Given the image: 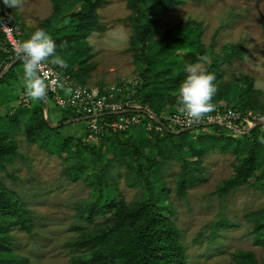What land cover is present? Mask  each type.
Returning a JSON list of instances; mask_svg holds the SVG:
<instances>
[{"label":"rangeland","instance_id":"1","mask_svg":"<svg viewBox=\"0 0 264 264\" xmlns=\"http://www.w3.org/2000/svg\"><path fill=\"white\" fill-rule=\"evenodd\" d=\"M100 1L95 7L93 29L84 39L64 40L65 45L58 47L57 54L64 59L76 47H84L82 57H86L84 64L88 67L79 73L83 84L106 88L122 80H133L142 66L135 17L128 0ZM81 3L82 0H64L60 8L67 7L65 13H74ZM7 14L21 34L27 28L41 26L54 31L56 27L68 26V18L56 12L53 0H22L18 8L8 7ZM154 22L148 41L154 50H162L157 69L169 62L173 54H177L176 61L185 63L184 70L195 63L206 71L214 69L220 87H229L226 100L216 102V106H237L235 95L249 86L245 104L254 109L245 112L264 115V0H179L155 16ZM190 28L199 29L197 40L203 48V55L194 61L184 59L186 46L178 47L177 42L173 48L166 44L175 43ZM50 30L45 31L49 36ZM8 55L0 49V61ZM16 68L15 77L0 84V117L10 112L25 114L20 128L9 132L17 154L0 169V185L32 211L33 226L28 233L11 222L9 244L11 251L27 257L29 264H72L82 253L73 240L84 230L109 223L113 209H98L88 217V204L96 196L94 189L98 184L94 170L100 164L94 170L86 166L76 171L73 166L84 163L83 159L73 154L74 147L61 149V140L54 134L42 135L36 130L35 141H27L24 120L33 108L38 112L40 106L38 100H31L16 89L15 85L23 81V62ZM176 92L170 96L176 98ZM47 104V117L55 125L60 111L52 100ZM85 125V120L74 122L59 132L80 135ZM130 131L133 133L122 138L131 136L136 140L138 133ZM114 150L109 146L101 155V162L108 165L106 173H97L100 183L114 196L115 203L135 204L145 197V186L127 179L125 172L132 164L127 155L119 158ZM237 162L230 151L208 148L198 160L196 177L183 196L177 194L176 182L182 171L179 158L169 159L160 167L155 180L158 188L164 186V194L158 200L179 229L186 264H235L233 256L240 250L251 251L255 264H264V242L255 241L253 230L254 221L264 213V188L252 177L248 184L234 187L224 196L217 192Z\"/></svg>","mask_w":264,"mask_h":264},{"label":"trees","instance_id":"2","mask_svg":"<svg viewBox=\"0 0 264 264\" xmlns=\"http://www.w3.org/2000/svg\"><path fill=\"white\" fill-rule=\"evenodd\" d=\"M53 1L56 12H62L68 18V26L65 28L56 27L54 31L44 28L46 32L50 30V37L55 42L56 51L58 52V47L63 46L64 40L84 39L93 29L95 7L101 1L82 0L77 12L70 11L68 14L64 12L68 10L67 7L60 8L61 2L64 0ZM178 1L128 0V7L133 11L135 17L137 43H139L140 51L139 60L142 66L137 74L139 83L132 97L141 99V106L156 117H159L165 111L172 112L176 110V98H172L170 93L173 95L185 78V63L176 61L177 54H173L169 57V62L164 63L157 69L162 61V50H154L148 39L151 28L155 24V16L162 14L172 3ZM7 8L3 4V0H0V19L7 18L12 21L8 17ZM77 16L79 18L75 19ZM48 24H50V21ZM37 29H43V27L27 28L23 30V34L19 30L21 41L29 38ZM198 30V28H190L181 39L176 40L175 43L166 44L171 45L173 48L176 47L177 42L178 47L186 46L188 51L183 54L184 59L194 61L203 55V48L197 40ZM62 39L63 43L61 44L60 40ZM166 44L165 46H167ZM0 45H5L1 33ZM83 48L81 46L80 48L76 47L68 55H65L66 67H61L64 74H68L73 80L80 82L81 85L84 84L79 73L85 71L88 67L84 64L86 57H82ZM11 55L6 64L17 57L14 54ZM21 62L22 60L19 58L10 66L7 72L1 76L0 84L9 83L8 80L15 77V67ZM6 64L0 66V72ZM207 72L214 74L213 83L217 88V92L212 98L215 109L211 113L230 107L216 106V102L226 100L229 87L226 84L220 87L219 75L216 74V70L209 69ZM248 89L249 86L243 87L239 91V95H235V102L238 105L230 108L241 113L245 112L246 109H254L248 107L247 103L245 104L247 97L245 93ZM43 99L47 102L51 101V96L47 94ZM43 99L38 100L39 111L37 112L33 108L27 115L28 119L25 118L24 120L27 141H35L36 130L42 135L54 134L61 140V149L70 150L74 147L73 154L83 159L84 163L73 166L76 171L82 170L86 166H90L94 170L100 164L98 170H94L98 184L94 189L96 196L92 197L88 204V217L91 218L92 213L98 209H113L109 223L92 230H84L73 240L74 245L81 247L82 253L74 258L72 264H186L185 246L181 242L179 229L174 220L164 213L162 203H159L158 200V197L164 194V186L161 185L158 188L155 180L160 167L167 160L174 157H178L182 163V171L176 182L179 196H183L186 187L194 181L199 165L198 160L202 154L208 148L215 146L222 151H230L238 159L231 176L224 179L217 189L219 195L224 196L234 187L248 184L252 177L255 183L264 188V126L254 127L247 134H241L235 132L233 128H237L242 132L249 128L248 124L235 122L231 125L222 123L204 125L202 123L186 131L173 133L172 130L176 131L180 128L171 127L163 121L168 130L163 128L161 131L153 129L146 131L143 127L137 126L133 128L138 133L135 136L136 140H132L131 136L123 139L122 135L127 134V132H122L105 134L97 144H89L84 141L86 125L80 135L59 132L74 123L64 124L63 122L83 115L70 108L58 107L60 118L55 124L57 126L52 127L51 125L54 124L50 120L47 123L44 117L46 108ZM163 106H170L172 109L165 110ZM18 114H5L0 117V169H3L5 163L17 154L16 144L12 139L13 135L9 132L20 128V122L25 112L20 113L19 111ZM103 117L106 119L109 118V115L105 114ZM149 120L155 124L152 119ZM109 146L114 147L117 157L128 156L132 166L125 172L127 179L142 182L145 186V197L135 204L129 205L121 201L115 203L114 196L109 194L104 188L105 186L100 183L101 178L97 173H106L108 165L101 162V155ZM87 155L91 157L86 159ZM31 213L32 211L26 208L13 193L0 185V264H29L27 257L18 256L11 251L9 225L14 222L19 228L30 233L33 226ZM253 230L255 231V241L264 242V213L254 221ZM233 259L235 264H255L251 251H237Z\"/></svg>","mask_w":264,"mask_h":264},{"label":"built area","instance_id":"3","mask_svg":"<svg viewBox=\"0 0 264 264\" xmlns=\"http://www.w3.org/2000/svg\"><path fill=\"white\" fill-rule=\"evenodd\" d=\"M0 33L4 37L3 51L14 54V47L20 39V31L13 22L7 18L0 19ZM44 71L49 73L46 83H49L47 94L55 106L70 108L73 111L89 116L86 119V135L84 141L89 144H97L105 134L128 132L134 127L141 126L146 131H161L163 126L155 119L163 123L167 122L171 127L189 129L202 123L217 122L231 125L235 122L246 123L252 126L258 120H264V115L237 112L228 107L209 113L208 117L193 125L184 123L182 114L178 108L172 112H163L159 117L148 113L138 99L132 96L139 83L136 76L130 81H120L106 88L91 87L75 82L68 74L61 71L60 66L47 65ZM101 114V116H98ZM109 118L104 119L103 115ZM152 119L155 124H153Z\"/></svg>","mask_w":264,"mask_h":264},{"label":"clouds","instance_id":"4","mask_svg":"<svg viewBox=\"0 0 264 264\" xmlns=\"http://www.w3.org/2000/svg\"><path fill=\"white\" fill-rule=\"evenodd\" d=\"M3 4L18 8L22 6V0H3ZM14 51L23 62L22 86L26 97L31 100L45 98L49 88L46 83L49 73L44 71L45 66L66 67L65 60L57 54L55 42L43 29H37L29 38L18 41ZM185 72L176 92V104L184 123L190 126L214 111L212 98L217 88L213 83L214 74L207 72L200 63L187 65Z\"/></svg>","mask_w":264,"mask_h":264},{"label":"water","instance_id":"5","mask_svg":"<svg viewBox=\"0 0 264 264\" xmlns=\"http://www.w3.org/2000/svg\"><path fill=\"white\" fill-rule=\"evenodd\" d=\"M15 62V60H12L10 63H9V65L6 67V68H4L1 72H0V78H1V76L3 75V74H5L6 72H7V70L10 68V66L11 65H13V63ZM43 102H44V105H45V113H46V116H45V120L47 121V123H49V118L47 117V111H48V104H47V102H46V100L45 99H43ZM98 116H101V114H99ZM89 118V116H82V117H78V118H74V119H70V120H67V121H65V122H63L64 124H67V123H70V122H78V121H82V120H86V119H88ZM155 121L158 123V124H160V125H162L163 126V128L164 129H167L166 127H165V125L161 122V121H159L157 118L155 119ZM214 123H217V122H208V123H204V125H210V124H214ZM219 124H221V123H219ZM52 127H55V126H57V125H51ZM257 126H264V120H258V121H256L252 126H249V128L247 129V130H245V131H239L237 128H233L234 130H235V132H237V133H241V134H247L248 132H250L251 131V129H253L254 127H257ZM168 130V129H167ZM187 129H179V130H176V131H171V130H169V131H171V132H173V133H180V132H183V131H186Z\"/></svg>","mask_w":264,"mask_h":264},{"label":"crops","instance_id":"6","mask_svg":"<svg viewBox=\"0 0 264 264\" xmlns=\"http://www.w3.org/2000/svg\"><path fill=\"white\" fill-rule=\"evenodd\" d=\"M0 49L3 50V49H2V45L0 46ZM4 52H5V51H4ZM6 53H7V52H6ZM11 56H12V55L10 54V56L8 55V56H6L2 61H0V66H2L3 64H6L7 60H8ZM18 59H19V58L16 57V58H14V59H12V60H15V62H16ZM12 60H11V61H12ZM11 61H10V62H11ZM10 62H9V63H10ZM15 62H14V63H15ZM9 63H7V64L5 65V68L9 65ZM14 63H13V64H14ZM17 68H18V66H17ZM17 68H16V69H17ZM15 72H16V70H15ZM15 86H16V89H17V88L19 89L18 92H24V89H23V86H22L21 83H20L19 85H15ZM20 88H21V89H20ZM46 102H47V101H46ZM48 109H49V108H48ZM10 114H11V112H10ZM132 130H133V129H132ZM129 132H130V133H133L132 131H128L127 134H129ZM129 135H130V134H129Z\"/></svg>","mask_w":264,"mask_h":264}]
</instances>
